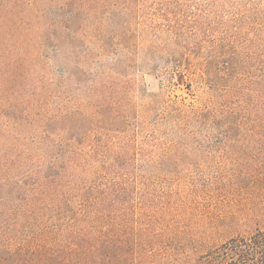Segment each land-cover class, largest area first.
Listing matches in <instances>:
<instances>
[{"label": "trees", "instance_id": "obj_1", "mask_svg": "<svg viewBox=\"0 0 264 264\" xmlns=\"http://www.w3.org/2000/svg\"><path fill=\"white\" fill-rule=\"evenodd\" d=\"M39 1L0 0V264H264V230L222 239L229 199L149 178L138 162L165 143L111 128L129 102L117 64L99 61L102 2ZM111 1L188 51L221 44L243 71L211 115L227 113L231 132L264 130V0ZM45 49L83 78L64 69L57 82Z\"/></svg>", "mask_w": 264, "mask_h": 264}, {"label": "rangeland", "instance_id": "obj_2", "mask_svg": "<svg viewBox=\"0 0 264 264\" xmlns=\"http://www.w3.org/2000/svg\"><path fill=\"white\" fill-rule=\"evenodd\" d=\"M96 1L104 5V19L97 26L105 37L108 55L99 61L108 63L107 70L112 62L117 64L114 75L125 81L119 89L129 102L127 124L111 128L153 135L165 143V148L148 152L138 162L144 165L142 173L175 191L187 188L191 194L229 199L231 203L223 205V211L232 214L217 221L228 231L222 239L264 230V130L231 132L226 130L228 114L224 110L223 116L211 115L212 108L219 109L224 100L225 88L243 69L230 68L229 54L221 56L225 48L214 40L188 51L179 37L166 29L146 27L134 13L117 15L115 1ZM60 2L79 0L37 3L48 9ZM252 23L260 21L254 18ZM53 55V50L45 49L43 61L57 82L64 69L83 78L75 64L56 62ZM55 91L63 90L56 87ZM151 160H155L154 165L146 164ZM203 185L208 188L206 192H198Z\"/></svg>", "mask_w": 264, "mask_h": 264}]
</instances>
